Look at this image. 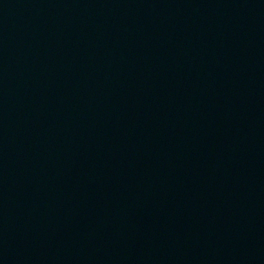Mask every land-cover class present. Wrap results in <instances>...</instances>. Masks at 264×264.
Masks as SVG:
<instances>
[{
  "label": "water",
  "instance_id": "obj_1",
  "mask_svg": "<svg viewBox=\"0 0 264 264\" xmlns=\"http://www.w3.org/2000/svg\"><path fill=\"white\" fill-rule=\"evenodd\" d=\"M0 264H264V0H0Z\"/></svg>",
  "mask_w": 264,
  "mask_h": 264
}]
</instances>
